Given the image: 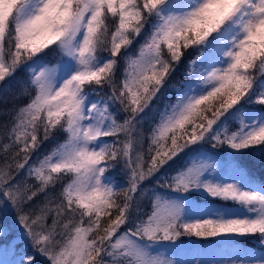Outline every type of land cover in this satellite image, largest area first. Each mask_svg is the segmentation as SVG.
Returning <instances> with one entry per match:
<instances>
[{
  "label": "snow or ice",
  "instance_id": "snow-or-ice-1",
  "mask_svg": "<svg viewBox=\"0 0 264 264\" xmlns=\"http://www.w3.org/2000/svg\"><path fill=\"white\" fill-rule=\"evenodd\" d=\"M0 114V264H264V0H0Z\"/></svg>",
  "mask_w": 264,
  "mask_h": 264
},
{
  "label": "trees",
  "instance_id": "trees-1",
  "mask_svg": "<svg viewBox=\"0 0 264 264\" xmlns=\"http://www.w3.org/2000/svg\"><path fill=\"white\" fill-rule=\"evenodd\" d=\"M144 39V36H140L139 40L137 41V43L133 44L132 47H131V50H130V54H134L136 53V51L138 50V46H139V43L141 41H143ZM194 55V53H193ZM52 54L50 53L49 54V57L48 59H52ZM185 64H186V59L185 61L181 62L180 66L177 68L176 72L174 73L173 77H172V81H176L180 78H182V73L184 72L185 70ZM26 78V71L24 69H21L17 74H16V78L12 81V88H11V92L9 93L10 96H14L16 95V93H19L21 91V87L19 85V83H17V81L19 80H22V79H25ZM26 101L25 99L21 96V97H18L16 100H15V103L18 104V105H22L24 104ZM6 107V106H4ZM5 119H7V117H5L4 115L0 114V123H2ZM2 144H3V141H0V150H2ZM53 147V142H46L39 150V152L37 153V155H43L45 153H47L51 148ZM256 171V175H257V178H264V177H261L260 176V173L258 171V165H257V168L255 169ZM58 190V189H57ZM198 200L202 199V197H199L197 196L196 197ZM41 199H43V197H41ZM214 203L216 204H220L222 202L220 201H215ZM227 206H230V204H227ZM148 205L146 204V208L147 209ZM185 241L187 240V238H183ZM257 241L252 238V239H245L242 241V244L243 245H246L247 247H255ZM19 246H22V244H20Z\"/></svg>",
  "mask_w": 264,
  "mask_h": 264
},
{
  "label": "rangeland",
  "instance_id": "rangeland-1",
  "mask_svg": "<svg viewBox=\"0 0 264 264\" xmlns=\"http://www.w3.org/2000/svg\"><path fill=\"white\" fill-rule=\"evenodd\" d=\"M52 57H53V54H52ZM146 204L147 203H145V208H146ZM220 204H217V205H220ZM224 206H227V205H224ZM233 206L234 205L230 204V206H227V207H233ZM0 223L5 225L7 230L10 231L11 234L8 236L9 240H11L13 237L18 236L21 232L19 226L17 225V223L15 221L14 213H12L11 211L0 210ZM24 243L26 244V241ZM19 245L20 244H18V247L24 246L23 244H22V246H19ZM243 246H246V245H243Z\"/></svg>",
  "mask_w": 264,
  "mask_h": 264
}]
</instances>
